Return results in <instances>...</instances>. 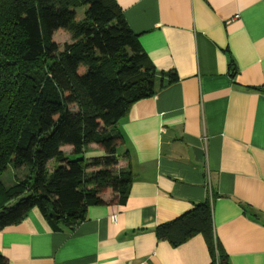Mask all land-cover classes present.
Segmentation results:
<instances>
[{
    "label": "crops",
    "instance_id": "obj_1",
    "mask_svg": "<svg viewBox=\"0 0 264 264\" xmlns=\"http://www.w3.org/2000/svg\"><path fill=\"white\" fill-rule=\"evenodd\" d=\"M115 2L157 71L154 95L117 123L127 198L89 206L73 229L32 208L0 229V253L8 264H210L201 234L174 246L155 229L211 197L229 264H264V0Z\"/></svg>",
    "mask_w": 264,
    "mask_h": 264
},
{
    "label": "trees",
    "instance_id": "obj_2",
    "mask_svg": "<svg viewBox=\"0 0 264 264\" xmlns=\"http://www.w3.org/2000/svg\"><path fill=\"white\" fill-rule=\"evenodd\" d=\"M61 29L71 38L62 48L52 39ZM168 76L169 83L178 78ZM156 84L157 71L115 0H0V175L9 166L30 170L10 186L0 180V229L32 208L52 229H73L89 206L124 203L132 179L129 168L118 169L124 140L117 123ZM91 145L101 154L88 156ZM212 201L158 225L157 237L178 246L199 233L210 264H229ZM0 264H8L1 253Z\"/></svg>",
    "mask_w": 264,
    "mask_h": 264
},
{
    "label": "rangeland",
    "instance_id": "obj_3",
    "mask_svg": "<svg viewBox=\"0 0 264 264\" xmlns=\"http://www.w3.org/2000/svg\"><path fill=\"white\" fill-rule=\"evenodd\" d=\"M83 9H78V12L80 14V16L83 14ZM69 36L70 33L68 31L65 30H58L56 31L53 36L52 39L53 41H55L60 48L63 47L64 43H68L69 40ZM72 109H75L74 107H71ZM71 158H75L77 157L76 155H70ZM52 165L53 162H50L48 165L49 169H52ZM29 168L25 167V168H21V169H14L11 166L8 167V169L0 175V180L6 185V186H10L13 183H15V181H21L23 179H25L26 175L29 173ZM108 194V198L110 199L112 196V193L109 191L105 194V196Z\"/></svg>",
    "mask_w": 264,
    "mask_h": 264
}]
</instances>
